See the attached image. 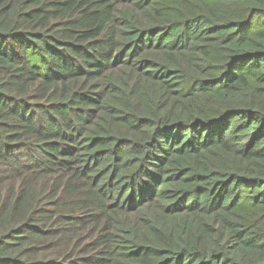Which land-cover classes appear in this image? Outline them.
<instances>
[{"label":"trees","instance_id":"1","mask_svg":"<svg viewBox=\"0 0 264 264\" xmlns=\"http://www.w3.org/2000/svg\"><path fill=\"white\" fill-rule=\"evenodd\" d=\"M0 264H264V0H0Z\"/></svg>","mask_w":264,"mask_h":264}]
</instances>
